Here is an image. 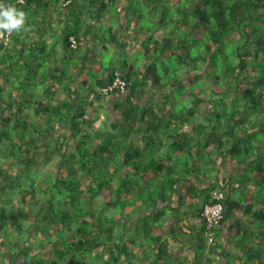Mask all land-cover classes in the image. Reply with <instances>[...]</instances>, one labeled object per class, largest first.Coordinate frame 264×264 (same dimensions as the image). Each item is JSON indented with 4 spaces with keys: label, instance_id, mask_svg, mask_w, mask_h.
I'll list each match as a JSON object with an SVG mask.
<instances>
[{
    "label": "trees",
    "instance_id": "obj_1",
    "mask_svg": "<svg viewBox=\"0 0 264 264\" xmlns=\"http://www.w3.org/2000/svg\"><path fill=\"white\" fill-rule=\"evenodd\" d=\"M122 1L126 28L145 35L146 72L124 74L120 60L106 82L94 84L119 71L127 89L139 82L140 96L159 100L141 107L116 99L121 118L106 115L109 132L97 129L94 103L110 94L88 92L93 101L84 107L85 95L70 86L71 67L53 74L56 57L31 34L43 10L67 21L53 50L61 43L75 56L80 43L99 38L84 26L89 21L106 24L103 46L120 43L110 22ZM79 2L3 0L24 12L25 24L0 39V264H264V0ZM149 77L151 91L144 89ZM213 156L242 165L228 179L237 191L257 187L237 200L218 183L193 186L214 170ZM214 189L226 196L220 225L243 215L226 227L227 252L217 230L208 243L202 226L185 223L200 218Z\"/></svg>",
    "mask_w": 264,
    "mask_h": 264
},
{
    "label": "crops",
    "instance_id": "obj_2",
    "mask_svg": "<svg viewBox=\"0 0 264 264\" xmlns=\"http://www.w3.org/2000/svg\"><path fill=\"white\" fill-rule=\"evenodd\" d=\"M80 5H84V0H79ZM125 1L120 2L119 9H121V13L117 20L116 27L119 28L116 35L119 37V41H123V37L126 38L127 41V47L124 50H121L120 43H108L106 46H103L101 40H99V43L101 45L99 47L103 48L102 50L94 49V52L92 51V46L90 45L91 42H87L85 40L82 44V49L77 52V55L73 56L72 54H69V51L67 49H64L61 43H57L55 46V49H52V42H53V36H58L61 29L67 24L66 19L64 18H54V13H48V12H39V18L43 22V24H39L36 30L31 34V37L33 39H36L40 41L41 45L46 49H50V53L52 56H56L57 58L60 57L59 61H50V68L52 70V73L55 75L61 74L60 69L61 67H71V75L70 77L73 79V81L70 83L71 89L73 92L78 91L82 85L85 83L88 84L90 82H87V78L91 79L92 81H95L94 83H104L108 80V76L112 72V68H105L102 65V58L98 52H112L111 58L112 63H115L120 60H125L126 62V72L122 70V72L128 73L130 76H134L136 79L141 78L140 76L145 74L148 61L144 58L142 54H144L142 49V41L145 40V35H143L141 32L137 30H128L126 28V16H125V10L126 5ZM55 23H59V25H55ZM85 27H91V31L93 30H100L105 26V23L103 22H94L89 21L86 22L84 25ZM125 40V39H124ZM95 42V40H94ZM36 43V42H35ZM90 47L89 50L87 47ZM110 48V50H108ZM36 51V50H35ZM45 50H40V53L44 54ZM122 52L124 54H122ZM115 61V62H114ZM59 68V70L55 69ZM94 74V75H93ZM91 76V77H90ZM134 78V79H135ZM151 78H147L144 83V89L151 91ZM85 84V85H86ZM139 82L132 83L133 86H135L134 90H129L121 95L117 93L111 94L107 100L105 99V102L103 103V106H100V104L94 103V106L97 108H101L103 112L100 113L101 119L105 118L106 115L109 117V121L112 119H120L121 115L119 112L114 111L113 109V102L116 99L124 100L126 97L130 99V102L135 105L144 106L146 103L149 102H157L159 100V96L155 93L146 94L143 96H140V91L136 90L138 88ZM84 85V86H85ZM86 87V86H85ZM55 88H53L54 90ZM80 91V90H79ZM82 91V90H81ZM80 91V92H81ZM135 91V93H133ZM135 94V95H134ZM89 100L91 103L93 101L92 94L89 95ZM168 108V106H167ZM155 112L157 115L161 116L163 113L159 111L155 106ZM99 121L95 123L96 126H98ZM190 127H185V131H189ZM159 134L161 131L158 132ZM136 140L139 144L143 145L144 141L141 139V137H136ZM160 142H169V139L167 137H162ZM163 145V144H160ZM211 162L214 163L212 175L208 177V174L205 173V177H201L199 182H196L193 180V186L200 189H205L210 184L218 183L223 187L224 192L228 195L235 194L237 191L236 184H230L229 176L231 174L232 170H236L237 168H241L242 165H239L236 163L235 160H230L229 157H226L225 159H221L219 157L213 156L211 158ZM222 190V189H220ZM226 197V196H225ZM178 203L176 195L171 201L172 206H176ZM243 215L241 212L236 211L233 213V216L228 220L227 222L222 223L218 228L217 232L219 233V241L222 243V251L227 252L232 250V245L227 242V231L226 227L228 223L232 222L234 219H242ZM173 219L170 220V224H173ZM186 225H196L198 228L202 226L200 218L191 219L185 222ZM169 228V225H168ZM191 253V252H190Z\"/></svg>",
    "mask_w": 264,
    "mask_h": 264
},
{
    "label": "built area",
    "instance_id": "obj_3",
    "mask_svg": "<svg viewBox=\"0 0 264 264\" xmlns=\"http://www.w3.org/2000/svg\"><path fill=\"white\" fill-rule=\"evenodd\" d=\"M22 0H19L21 2ZM11 33L0 30V39L8 41ZM69 46L76 47V40L74 37H69ZM127 90V82L121 77L119 72L115 71L109 82L100 87L99 91L103 95L118 92L125 93ZM224 194L219 190H212L209 194V200L202 206L200 212V219L202 222L203 235L208 243L213 242L215 238L216 229L224 217Z\"/></svg>",
    "mask_w": 264,
    "mask_h": 264
},
{
    "label": "rangeland",
    "instance_id": "obj_4",
    "mask_svg": "<svg viewBox=\"0 0 264 264\" xmlns=\"http://www.w3.org/2000/svg\"><path fill=\"white\" fill-rule=\"evenodd\" d=\"M55 25H59V23H55ZM110 25H114V27H113V29H112V32L114 33L115 31H116V29H117V27H116V25H117V22H114V23H112V21L110 22ZM104 27H106V24H105V26ZM102 29V28H101ZM93 30L92 29V33L91 34H93V33H96V34H98V36H100L101 38H104V39H106L107 38V36H108V33H106V32H104V31H102V30ZM59 36V35H58ZM58 36H53V39H57V37ZM99 37V38H100ZM99 38H97L96 40H95V42H91V46H92V51L94 52V49H99V50H102L103 48H101V47H99L100 45H101V43H99ZM34 49V48H33ZM104 50V49H103ZM108 50H110V48L108 49ZM34 52V51H33ZM99 54H100V56H101V58L103 59L102 60V65L105 67V68H116L117 66H118V64L119 63H117V62H115V63H112L113 61H112V59L110 60V58H111V55H112V52H105V51H103V52H98ZM54 57V56H53ZM56 57V56H55ZM52 59H54V60H57V61H59L60 60V57H56V58H52ZM159 65V64H158ZM94 75V74H93ZM91 77V76H90ZM87 82H90V83H88L87 84V87H85L84 85H82L81 87H80V93H82L83 95H85V101L86 102H82L83 103V105H84V107H87L88 106V104L87 103H91L90 101H88L89 100V98H88V92H91V93H100V91H99V88L97 87V86H95V84H94V82L95 81H92L91 79H88L87 78ZM169 89L171 90V92H168V94H169V97H171V95H175L176 94V92H177V89H178V86H176V87H174V88H171V87H169ZM100 104H101V106H103V103L105 102V100L104 99H102V98H100ZM103 112V110H102V107L99 109V108H97L96 107V113H98V114H100V113H102ZM107 120L105 119V118H103V119H100L99 120V122H98V126H97V129H102L103 128V126H107L106 125V122ZM197 121H200L201 122V120L199 119V120H196V122ZM99 125H102V126H100L99 127ZM99 127V128H98ZM105 131L106 130H109V132L111 131V129L110 128H103ZM190 134V133H189ZM195 134V133H194ZM190 136H191V134H190ZM195 136H196V134H195ZM186 153V152H185ZM185 155V154H184ZM183 155V156H184ZM181 162L182 163H184L183 162V159L181 160ZM188 166H190L191 164L190 163H188L187 164ZM49 169V167H47L45 170L43 169H41V168H38V173H42V172H46L47 170ZM200 172V170L199 169H197L196 170V174L198 175V173ZM116 182H118V180L116 179ZM254 186H256V184H255V182H251V186H250V188L248 189V190H252V187H254ZM257 187V186H256ZM248 190L247 191H245V192H242V191H236L235 192V194H237L238 195V199L237 200H239V199H243V197L242 196H244V195H242L243 193H246V192H248ZM250 190V191H251ZM232 196H234V195H232ZM234 197H236V195L234 196ZM232 198V197H231ZM236 199V198H235ZM236 200V201H237ZM160 210H162V208L160 209ZM165 212H167V211H165ZM119 231H120V228L118 227V226H116L115 227V232H118L119 233ZM171 234H172V232H170L169 230L166 232V238H169L170 236H171ZM46 248H48L49 249V247H46ZM40 250H43L42 248H40ZM227 257V256H226ZM10 261V260H9ZM17 261L20 263L21 261H22V259L21 258H19V259H17ZM190 264H193L194 263V259H191L190 260V262H189Z\"/></svg>",
    "mask_w": 264,
    "mask_h": 264
},
{
    "label": "clouds",
    "instance_id": "obj_5",
    "mask_svg": "<svg viewBox=\"0 0 264 264\" xmlns=\"http://www.w3.org/2000/svg\"><path fill=\"white\" fill-rule=\"evenodd\" d=\"M24 24H25L24 12L20 9H17L15 6L10 5V4H5V3H3V0H0V30H4L8 33H11L13 31L18 32L24 27ZM117 72H119V71H117ZM113 73H112V75H113ZM119 74H120V72H119ZM112 75H111V77H112ZM114 93H118V92H114ZM111 94H113V93H110V95ZM119 94H121V93H119ZM224 200H225V195H224ZM224 200H223V202H224ZM224 208H225V206H224ZM224 214H225V210H224ZM201 224H202V222H201Z\"/></svg>",
    "mask_w": 264,
    "mask_h": 264
}]
</instances>
